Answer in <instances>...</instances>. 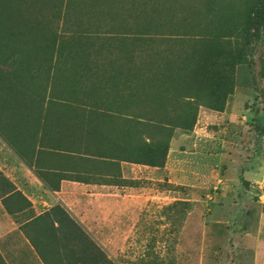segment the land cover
Instances as JSON below:
<instances>
[{
    "label": "rangeland",
    "instance_id": "374dc122",
    "mask_svg": "<svg viewBox=\"0 0 264 264\" xmlns=\"http://www.w3.org/2000/svg\"><path fill=\"white\" fill-rule=\"evenodd\" d=\"M247 2L0 0V156L11 149L50 191L89 185L66 200L81 223L56 227L37 217L67 215L64 202L32 205L0 172L11 185L0 180V251L15 242L12 263L34 262L32 234L48 264H99L96 249L112 264H264V24L243 32ZM217 36L238 60L223 112L200 107L163 161H124L139 123L181 106L175 56ZM147 59L164 70L147 73Z\"/></svg>",
    "mask_w": 264,
    "mask_h": 264
},
{
    "label": "trees",
    "instance_id": "16d2710c",
    "mask_svg": "<svg viewBox=\"0 0 264 264\" xmlns=\"http://www.w3.org/2000/svg\"><path fill=\"white\" fill-rule=\"evenodd\" d=\"M264 24V0H248L242 15V30L257 31ZM217 37L200 40L198 47L193 48L184 55L175 56L178 70L186 72L184 78V88L179 93H173L167 87L162 91H154L150 97L152 101H157L170 92L172 97L182 99L181 106L174 111V115L167 119L166 114H161L160 122L146 121L138 124V129L130 132L126 136V146L123 151V160H129L134 156H143L163 161L169 151V144L174 130L192 131L197 120L198 109L204 107L212 112L221 113L224 110L227 98L232 94L233 82L232 71L238 60L229 54H223L217 50ZM159 61V60H158ZM176 67V66H175ZM164 70L157 61H148L145 66L147 73H155ZM174 81V80H173ZM172 81V82H173ZM1 93V92H0ZM0 94V100L3 98ZM149 98V97H148ZM4 103L6 100L4 99ZM159 108V107H158ZM150 115L154 119L161 113L156 108H152ZM165 115V116H164ZM165 118V119H164ZM1 137L8 143L6 136ZM39 179L40 176H38ZM0 180L5 185H10L0 174ZM42 180V179H41ZM11 186V185H10ZM9 186V187H10ZM10 193L19 195L10 187ZM3 203L6 201L2 200ZM55 214L66 215L62 210H53ZM58 212V213H57ZM82 238L93 246L91 240L84 234ZM95 248V247H94ZM92 258L99 264H112L104 253L96 249ZM1 262V260H0Z\"/></svg>",
    "mask_w": 264,
    "mask_h": 264
},
{
    "label": "crops",
    "instance_id": "0c3cea01",
    "mask_svg": "<svg viewBox=\"0 0 264 264\" xmlns=\"http://www.w3.org/2000/svg\"><path fill=\"white\" fill-rule=\"evenodd\" d=\"M5 151L0 156V172L6 176V178L10 181V183L15 187V192L21 193V195L32 205H39L43 204L44 206H47L48 208L54 206L55 204H58L59 201L64 202V205L66 207V213L67 215L58 214V215H39L37 219H46V218H52L55 221L56 227H58V223L62 221V219H68L74 222L81 223V220L77 219V215L74 213L73 207H69V205L66 203V200L69 202L72 201V199H76L81 195V192L84 188H87L89 185L80 184L77 182H71V181H62L60 184V191H50V189L46 188L31 172L30 169H28L14 154V152L9 148H3ZM62 196V198H61ZM8 197V195H7ZM57 221V222H56ZM35 227V226H34ZM39 227V226H37ZM36 228V227H35ZM72 232L74 235L78 237H82V234L86 233L83 232L82 229L77 228L75 226L72 227ZM30 238L34 240V243H30L27 239L25 240V243L27 244V258L33 259L34 262H28L25 264H48L39 253V243H37L36 237L31 234ZM90 238V237H89ZM7 245V244H6ZM10 249L8 250V247H5L2 249V252L4 256H6L5 250L7 249L10 254V261H6V264H23V263H12L14 258V250L17 249V246L15 245V242L11 241ZM3 247V244H2Z\"/></svg>",
    "mask_w": 264,
    "mask_h": 264
}]
</instances>
